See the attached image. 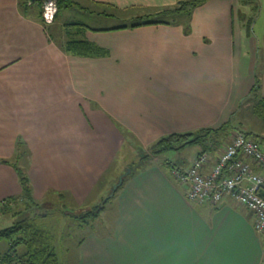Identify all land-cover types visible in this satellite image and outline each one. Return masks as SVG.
Returning <instances> with one entry per match:
<instances>
[{
    "label": "crops",
    "instance_id": "0c3cea01",
    "mask_svg": "<svg viewBox=\"0 0 264 264\" xmlns=\"http://www.w3.org/2000/svg\"><path fill=\"white\" fill-rule=\"evenodd\" d=\"M73 1L76 6L61 9L55 23L46 25L37 1L23 0L20 11L19 0H0V161L12 160L23 140L33 154V179L51 178L45 164L61 173L68 161L86 160L90 179H78L75 164L73 191L102 188L105 194L122 173L105 176L117 169L113 161L124 136L150 148L172 134L217 129L238 109L256 76L264 98V54L258 58L253 38L252 52L244 57L241 50L239 13L251 22L245 9L257 1L206 0L188 15L173 11L190 0ZM73 9L88 13V21L76 16L60 25L62 13ZM116 12L176 19L91 24L115 19ZM50 26L59 39L50 35ZM73 40L91 43L100 54L80 56L59 47ZM79 124L89 132L78 130ZM169 161L170 169L152 161L125 179L115 195V220L105 234L86 240L83 255L89 253L91 264H262L264 244L252 213L230 197L217 206L191 202L173 168L192 164ZM66 175L65 170L57 178L60 193L67 190ZM21 194L14 167L0 163V204Z\"/></svg>",
    "mask_w": 264,
    "mask_h": 264
},
{
    "label": "rangeland",
    "instance_id": "374dc122",
    "mask_svg": "<svg viewBox=\"0 0 264 264\" xmlns=\"http://www.w3.org/2000/svg\"><path fill=\"white\" fill-rule=\"evenodd\" d=\"M257 2L253 3L251 6L247 7L245 9L248 10L247 14L253 17V20L249 22L248 17H244L245 13H239L241 19L244 21L242 22L243 27V36H242V49L243 55L245 57L248 53L252 52L251 49V38L254 39V48L256 49V53L258 55V58L262 59V56L264 54V0H255ZM23 2V0H19V6ZM23 7L20 6V11ZM78 10H72L71 13H66L65 11L61 15L60 19V25H63L64 22H66L70 17H76L80 21L87 22L88 17L90 16L88 13H77ZM119 13V12H116ZM131 13H129V16H123L120 13L116 15L115 19H103L106 20V22H93L91 23L93 26H97V28H100L102 26H121V25H131L135 22H142V21H151V20H164V21H173L174 17L167 16V17H130ZM57 19V18H56ZM182 18H179L181 20ZM108 20V24H107ZM56 21V20H55ZM90 21H96L94 19ZM55 23V22H54ZM53 23V24H54ZM52 25V24H51ZM62 28V26H61ZM65 32L70 31V29L65 27ZM50 35L53 38H58V35L56 36V32L54 27H49ZM65 40V38L63 39ZM58 41V40H57ZM60 44L63 43V41H58ZM64 44V43H63ZM65 45H60L59 47L64 49ZM254 49V50H255ZM65 52V51H64ZM250 59V58H249ZM259 64V63H258ZM259 69V67L257 66ZM88 114V113H87ZM90 119L93 117L88 114ZM237 121H242L243 125L242 128L245 131L252 132L251 137L255 138L254 136H258L257 140L260 143V146L262 150L264 151V121L257 118L255 114L252 111V106L246 102L245 106L243 107L241 113L236 117ZM78 130L83 131L84 133L89 132L86 127L82 126V124L78 125ZM240 133V130H230L228 133L220 132V134L213 133L211 136H209L205 141L208 144H213L215 141H218L221 143L220 147L217 149L216 153L212 152H206L210 153L211 155H217L221 153L225 147L232 142V140L237 136V134ZM90 135V134H89ZM125 139L122 143L121 151L116 155L113 164L114 168L115 166L117 169H112L113 173H107L105 176L107 177H116L119 171L124 173L125 171L122 169L125 167L131 168L132 171L138 172L142 170L144 167H146L150 162L159 161L161 165H165L167 161L171 160L174 162L177 167H184L188 168L192 161L196 158L198 152L202 149V146L192 145L188 146L187 148L183 150H174V151H167L162 154H154V147L150 148H140L137 143H135L132 138L130 139L128 136H124ZM90 138V137H89ZM86 139V138H83ZM112 143H110L111 145ZM109 145V146H110ZM108 146V147H109ZM29 148V147H27ZM63 148V146H61ZM70 149H73V147H68ZM110 148V147H109ZM36 154V153H35ZM28 158V170L25 172V174L30 179V186L32 188V194L33 197L38 204H32L30 207V210L23 214L19 215H11V214H5L3 212V205H0V230L9 228L12 225L18 223L20 220L30 217V222L38 226L39 228L44 229L49 237V244L50 248L55 251L59 258V264H91V257L89 256V253L87 255H83L84 252V245L86 243V240L89 238L92 233L94 234H105L108 223H113L116 217V196L111 198L105 205L104 210H101L102 212L99 213V216L96 217V219H89L88 223H84L81 219H79L80 216L84 214L85 211L89 209H94L104 198H106L113 186L117 183V180L119 176L114 181L113 185L110 187V190H108L105 194L100 193L102 191V188H94V193H82L78 194V189L73 191L74 189L78 188L77 186H74V178H72V175L75 170V164L78 165V179H82L83 182L87 183L90 179L89 175L92 172L91 165L86 162V160L78 163L73 162H67L65 164V169L59 172L58 168L56 167L54 170H52L50 167H48L45 164V170L42 168V170L47 171V175L51 178H40L36 177L40 174L35 171L33 175L36 177L35 179L32 178L31 172H32V152L29 149V153L27 154ZM215 156L213 158H215ZM106 158V159H105ZM103 161L106 163L107 156L103 155ZM51 163L53 165H56L55 162H53V157ZM170 165L172 164L169 161ZM110 165V162H109ZM108 165V167H109ZM112 165V163H111ZM110 165V166H111ZM80 167V168H79ZM96 167V166H95ZM112 167V166H111ZM122 167V168H121ZM82 168V170H81ZM65 170L67 172L66 175V182L67 190L62 191L63 194H65V197H58L57 195H54L53 193H60L58 190V181L57 178L59 176H64ZM93 172H96L93 171ZM106 172V171H104ZM121 173V174H122ZM102 172L100 173V175ZM105 174V173H104ZM103 174V175H104ZM101 177L102 180L105 178ZM106 177V178H107ZM42 184V185H41ZM41 185V186H40ZM21 186V185H20ZM37 186V188H35ZM72 186V187H69ZM87 186V185H86ZM44 187L43 193H38L36 196V191L39 192ZM22 188V187H21ZM87 191V190H86ZM52 194V195H51ZM47 200V201H46ZM102 203V202H101ZM26 208V205L21 204L18 208L13 209V211H21ZM37 215V216H35ZM33 216H35L33 218ZM78 216V219L73 217ZM110 221V222H107ZM97 232V233H96ZM8 248V242L6 240L0 239V252L6 250ZM87 249V247H86ZM19 254H23L25 252V247L19 246L17 248Z\"/></svg>",
    "mask_w": 264,
    "mask_h": 264
},
{
    "label": "trees",
    "instance_id": "16d2710c",
    "mask_svg": "<svg viewBox=\"0 0 264 264\" xmlns=\"http://www.w3.org/2000/svg\"><path fill=\"white\" fill-rule=\"evenodd\" d=\"M36 1L41 8L40 2L38 0ZM205 1L206 0L180 1L177 9L173 11V13L179 15H188L194 8L200 6ZM76 5L77 3L73 0H58L59 11L63 8L73 7ZM187 29L189 28L187 27ZM64 51L68 53H76L80 56H96L100 54V52H98V49L91 43L81 40H73L67 42L64 46ZM260 88V79L258 76H256V81L253 88L243 98L240 105L238 106V109L221 127L217 129H203L196 132H189L183 134H172L168 137L162 138L157 141L153 146L154 154H156L155 152H157V154H162L167 151L181 150L192 145L202 146L199 155L208 151L216 153L221 143L215 141L214 145L211 143L208 144L205 139H207L213 133L219 135L221 131L224 133H228L230 130L237 129L240 130L241 134H244L246 137L252 138V132L243 130V122L237 121L238 119L236 117L241 113L246 102H248L252 106V111L255 116L264 121V98H262L260 94ZM254 137L255 138L252 139L258 141V136L256 135ZM28 153L29 148H27L26 143L23 140L19 139L14 158L12 160L0 161V163L9 164L14 167L18 174L19 182L22 187V194L20 196L7 198L3 201V203L0 204L3 205V212L5 214H11L14 216L23 214L26 211L28 212L30 210L32 204L39 203L33 197L32 188L30 186V179L25 174V172L28 170ZM212 156L214 157L215 155ZM163 166L166 169H170L172 167L169 161H167V163H165V165ZM174 169L176 168L174 167L173 170ZM121 187L117 190V192L121 189ZM53 194H58V197H65V194L63 193L54 192ZM105 199L106 201L104 205L111 198L107 199L106 197L101 202H103ZM101 202L94 209H89L85 211L84 214L79 217V219H81L84 223H88L89 219H96V217L99 216V213L102 212L101 210H104V207L100 209ZM21 204L26 205V208L21 211H13V209L18 208ZM35 216H33V218ZM73 217L78 219V216ZM29 220L30 217L24 218L18 223L12 225L11 227L0 230V239L6 240L8 242V248L0 252V264H59V258L57 253L50 248L49 237L47 232L44 229L39 228L35 224L31 223ZM19 246L25 247L26 250L23 254L18 253L17 248Z\"/></svg>",
    "mask_w": 264,
    "mask_h": 264
},
{
    "label": "built area",
    "instance_id": "2783aa9c",
    "mask_svg": "<svg viewBox=\"0 0 264 264\" xmlns=\"http://www.w3.org/2000/svg\"><path fill=\"white\" fill-rule=\"evenodd\" d=\"M38 1L44 24H53L59 11L58 0ZM208 164L212 166L206 173ZM173 174L188 187L187 198L191 202L217 206L230 197L248 209L264 244V151L258 141L239 133L215 158L203 153L190 168L175 169Z\"/></svg>",
    "mask_w": 264,
    "mask_h": 264
},
{
    "label": "water",
    "instance_id": "95a60500",
    "mask_svg": "<svg viewBox=\"0 0 264 264\" xmlns=\"http://www.w3.org/2000/svg\"><path fill=\"white\" fill-rule=\"evenodd\" d=\"M30 2H36V0H30ZM132 169L131 168H127L125 170V172L123 174H121L117 180V183L113 186V188L111 189L109 195L107 196L108 198H112L115 193L117 192V190L123 185L124 180L131 174ZM106 199L101 203L100 205V209H102L104 207V203H105Z\"/></svg>",
    "mask_w": 264,
    "mask_h": 264
}]
</instances>
